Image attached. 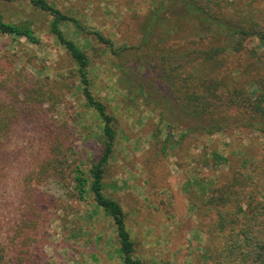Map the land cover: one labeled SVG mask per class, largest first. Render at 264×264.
<instances>
[{
	"label": "rangeland",
	"instance_id": "rangeland-1",
	"mask_svg": "<svg viewBox=\"0 0 264 264\" xmlns=\"http://www.w3.org/2000/svg\"><path fill=\"white\" fill-rule=\"evenodd\" d=\"M48 1L86 27L82 31L72 23L61 25L66 36L88 52L91 90L118 121L104 192L123 205L137 241L136 256L146 264H212L207 247L220 238L211 234L216 214L205 202L213 189L238 172L264 200V115L252 119L253 126L227 127L212 135L190 132L178 142L198 119L183 111L172 91L173 80L164 73L162 55L209 44L197 37L203 32L194 29L185 6L177 0ZM159 4L168 8L156 24L150 17ZM257 4L264 8V0ZM0 13L6 21L29 22L40 38L34 43L0 36V54L15 55L14 70L25 67L35 78L49 77L71 87L53 117L67 120L73 129L69 158L74 171L66 181L52 177L38 186L54 204L45 258L39 264H124L113 218L97 205L91 191V168L102 152L104 125L87 104L78 64L51 33L52 16L31 0H0ZM169 28L175 32L166 33ZM94 31L110 38L119 53L110 51ZM193 56L187 53L182 71H206V65L190 59ZM228 56L243 69L249 62L242 55ZM236 75L247 83L246 75ZM167 137L171 145L162 152ZM76 168L88 179L84 198L71 194L79 191L73 180Z\"/></svg>",
	"mask_w": 264,
	"mask_h": 264
},
{
	"label": "trees",
	"instance_id": "trees-1",
	"mask_svg": "<svg viewBox=\"0 0 264 264\" xmlns=\"http://www.w3.org/2000/svg\"><path fill=\"white\" fill-rule=\"evenodd\" d=\"M177 1L194 20V29L203 32L197 35L199 40H209L205 47L195 46L189 52H176V56L162 55L164 73L172 78V91L180 99L183 111L198 119L178 142L190 132L212 135L227 127L255 125L251 120L264 115V8L257 4L262 0ZM31 2L52 16L50 31L78 64L87 104L103 120L105 140L101 155L91 168V191L96 203L113 218L123 263L146 264L136 256L137 241L127 226L123 205L104 192V178L115 148L117 118L91 90L88 52L68 38L61 25L72 23L82 31L86 27L48 0ZM167 8L159 4L150 19L158 24ZM173 32L174 28L166 30L168 34ZM94 34L110 51L119 53L110 38L99 31ZM1 35L40 42L29 22L6 21L0 13ZM186 52L194 55L190 59L199 60L198 65H206L207 70L182 71ZM229 53L245 56L249 62L243 69L229 62ZM15 61L13 53L0 54V264H39L45 258L44 245L49 239L48 223L54 204L38 186L52 177L64 181L72 177L73 160L69 154L74 151L73 129L67 120L53 117L65 102L66 89L71 87L67 83L56 84L49 77L35 78L25 67L14 70ZM240 73L247 76V83L240 82L236 75ZM169 145L167 137L162 152ZM76 169L73 180L79 191L71 194L84 198L88 179ZM205 205L215 210L211 234L220 238L207 247L212 264H264V200L255 196L250 180L236 172L213 189Z\"/></svg>",
	"mask_w": 264,
	"mask_h": 264
}]
</instances>
